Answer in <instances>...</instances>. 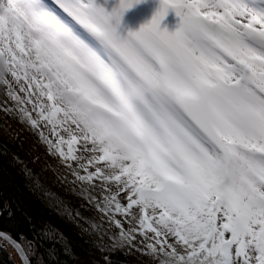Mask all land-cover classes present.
Here are the masks:
<instances>
[{"label":"snow or ice","instance_id":"1","mask_svg":"<svg viewBox=\"0 0 264 264\" xmlns=\"http://www.w3.org/2000/svg\"><path fill=\"white\" fill-rule=\"evenodd\" d=\"M142 2L0 0V112L96 214L94 264H264V0H159L121 34Z\"/></svg>","mask_w":264,"mask_h":264},{"label":"trees","instance_id":"2","mask_svg":"<svg viewBox=\"0 0 264 264\" xmlns=\"http://www.w3.org/2000/svg\"><path fill=\"white\" fill-rule=\"evenodd\" d=\"M1 93L2 89L0 101H3L5 97ZM5 117L0 112V119ZM8 117L26 132L27 128L18 118ZM8 131L13 132L8 125L5 127L0 123V231L22 248L31 243L35 254L29 256L30 264H94L88 252L77 257V251L89 245L78 234L79 229L74 225L67 207L52 191L54 186L62 190L71 189L70 184L46 170L42 156L38 154L40 147H34L35 152L33 148L29 150ZM33 136L38 139L35 134ZM5 145L15 147L23 160L13 157ZM0 264H20L10 246L2 240Z\"/></svg>","mask_w":264,"mask_h":264},{"label":"rangeland","instance_id":"3","mask_svg":"<svg viewBox=\"0 0 264 264\" xmlns=\"http://www.w3.org/2000/svg\"><path fill=\"white\" fill-rule=\"evenodd\" d=\"M116 3H118V0H109L108 10H110L111 6H114ZM174 18H175V28H176L177 24L179 23V18L175 15V12H174ZM138 29H139V27L134 22H132L130 19H128L125 15H123V17L121 18L120 26L118 28V31L121 34L126 35L129 30L135 31ZM1 94L4 97V93H1ZM0 123H3V125H5V127H7V125H8V128H12V131H13L12 133H14V134L10 133L9 131H8V134L19 138L20 141L18 143L19 144L21 143V145L23 147H27L29 150L31 148H33V151H34V147H37V149L40 147L39 151L38 150L37 151H38V154L40 153L39 155L42 156L41 161L45 165L46 170L51 172V174L53 176H55L57 178L59 176H61V178L64 181H66L65 180L66 177H67V180H69V181L71 180V178L67 176V170L64 169L59 164V162L56 158L50 156L47 153L46 148L41 143L39 144L38 142H36L37 138L35 136H33L34 133L26 125L23 124L24 128H27V130L25 129L26 130V132H25L22 130V126L13 122L12 120H9L8 116H6L4 118V120H3V118L0 119ZM16 135H18V136H16ZM37 141H38V139H37ZM41 145L43 147H41ZM5 147L13 157H15L16 159L23 160L15 147L9 146V145H5ZM41 156H40V158H41ZM43 156L45 158H43ZM55 162L57 164H54ZM66 183H68V182H66ZM68 184H70V183H68ZM70 187L72 188L71 184H70ZM52 191H53L54 195L67 207V209L69 211V215H70L71 219L73 220L74 225L77 227V229H79L80 233H78V234L82 235L85 238V240H88L90 242L93 241L95 239V237L90 234V230L89 231H86V230L89 228L90 224L98 223V221L96 219V214L93 211L89 210V208L84 205V202L82 201L78 190L76 192H72V191H70V189L62 190L59 187L54 186ZM76 213L80 214L79 219L76 218ZM85 221L87 223H85ZM65 237L67 239H70V237L67 235H65ZM85 252L90 253L94 260L96 257H99V255H100L98 252H94L89 246L87 248H82L79 251H77L76 255H77V257H80L82 255V253H85ZM17 259H18V257H17ZM117 259H119L121 261V264H149V261L145 260L140 255L131 256V255L125 254L124 257H117Z\"/></svg>","mask_w":264,"mask_h":264},{"label":"water","instance_id":"4","mask_svg":"<svg viewBox=\"0 0 264 264\" xmlns=\"http://www.w3.org/2000/svg\"><path fill=\"white\" fill-rule=\"evenodd\" d=\"M158 7H159V0H144V2L135 5L133 8H131L124 14L140 27L143 23L149 21L152 18L153 14L155 13ZM160 27L161 29H166L169 32L175 30V18H174L173 10L170 9L168 11L165 18L161 21ZM0 234H4V233L0 231ZM0 240H2L11 247V249L15 252L16 256L18 257L20 264H22L20 256L13 248L12 244L4 239H0ZM11 240L14 241L13 239Z\"/></svg>","mask_w":264,"mask_h":264},{"label":"clouds","instance_id":"5","mask_svg":"<svg viewBox=\"0 0 264 264\" xmlns=\"http://www.w3.org/2000/svg\"><path fill=\"white\" fill-rule=\"evenodd\" d=\"M141 87H144V86H141Z\"/></svg>","mask_w":264,"mask_h":264}]
</instances>
